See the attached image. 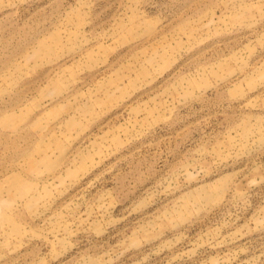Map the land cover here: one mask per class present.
<instances>
[{"label":"rangeland","instance_id":"1","mask_svg":"<svg viewBox=\"0 0 264 264\" xmlns=\"http://www.w3.org/2000/svg\"><path fill=\"white\" fill-rule=\"evenodd\" d=\"M0 264H264V0H0Z\"/></svg>","mask_w":264,"mask_h":264}]
</instances>
